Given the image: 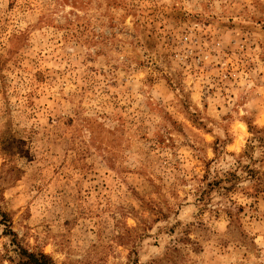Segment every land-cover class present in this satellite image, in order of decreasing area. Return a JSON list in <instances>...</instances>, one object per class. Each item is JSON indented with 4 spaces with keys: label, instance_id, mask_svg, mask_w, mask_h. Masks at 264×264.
<instances>
[{
    "label": "rangeland",
    "instance_id": "obj_1",
    "mask_svg": "<svg viewBox=\"0 0 264 264\" xmlns=\"http://www.w3.org/2000/svg\"><path fill=\"white\" fill-rule=\"evenodd\" d=\"M20 247L264 264V0H0V264Z\"/></svg>",
    "mask_w": 264,
    "mask_h": 264
},
{
    "label": "trees",
    "instance_id": "obj_2",
    "mask_svg": "<svg viewBox=\"0 0 264 264\" xmlns=\"http://www.w3.org/2000/svg\"><path fill=\"white\" fill-rule=\"evenodd\" d=\"M19 250L23 257V262L20 264H56L50 256L44 253L30 252L23 247H20Z\"/></svg>",
    "mask_w": 264,
    "mask_h": 264
}]
</instances>
